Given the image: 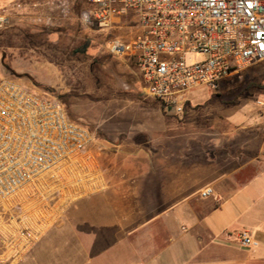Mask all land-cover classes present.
<instances>
[{"label":"built area","instance_id":"1","mask_svg":"<svg viewBox=\"0 0 264 264\" xmlns=\"http://www.w3.org/2000/svg\"><path fill=\"white\" fill-rule=\"evenodd\" d=\"M78 1L86 28L134 20V37L112 40L109 50L128 55L143 94L175 114L184 113L194 89L216 93L226 76L264 60V0H56V8L69 17ZM8 23L0 11V29ZM255 104L264 107V91ZM92 140L59 98L0 78V264L22 263L72 204L105 189ZM240 242L259 245L247 233Z\"/></svg>","mask_w":264,"mask_h":264},{"label":"crops","instance_id":"2","mask_svg":"<svg viewBox=\"0 0 264 264\" xmlns=\"http://www.w3.org/2000/svg\"><path fill=\"white\" fill-rule=\"evenodd\" d=\"M42 3L52 20L56 0ZM198 113L169 132L162 112L97 153L105 189L20 264H264V107ZM246 233L259 245H241Z\"/></svg>","mask_w":264,"mask_h":264},{"label":"rangeland","instance_id":"3","mask_svg":"<svg viewBox=\"0 0 264 264\" xmlns=\"http://www.w3.org/2000/svg\"><path fill=\"white\" fill-rule=\"evenodd\" d=\"M81 5L75 2L69 17L57 9L48 20L42 0H0V11L9 16V23L0 29V78L13 77L40 95L59 98L69 116L92 133L96 153L105 152L124 133L162 112L164 128L172 132L183 125L188 128L197 112L208 115L247 108L264 91L263 60L226 76L216 93L207 86L194 89L183 114L168 111L143 94L138 68L130 57L109 50L112 40L129 42L134 37V20L123 19L110 30H92L77 18ZM127 99L137 102H120Z\"/></svg>","mask_w":264,"mask_h":264},{"label":"trees","instance_id":"4","mask_svg":"<svg viewBox=\"0 0 264 264\" xmlns=\"http://www.w3.org/2000/svg\"><path fill=\"white\" fill-rule=\"evenodd\" d=\"M13 78V77H12ZM47 89H44L45 91H47V92H49V93H51L50 92V90H49V88L48 87H46ZM160 103H161V105L165 108V105H164V103L162 102V101H160V100H158Z\"/></svg>","mask_w":264,"mask_h":264}]
</instances>
